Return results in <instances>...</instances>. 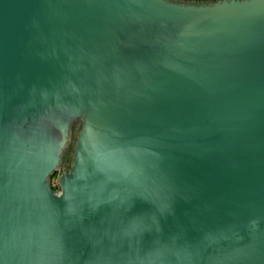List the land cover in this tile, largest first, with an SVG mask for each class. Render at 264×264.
Returning a JSON list of instances; mask_svg holds the SVG:
<instances>
[{"label":"water","instance_id":"95a60500","mask_svg":"<svg viewBox=\"0 0 264 264\" xmlns=\"http://www.w3.org/2000/svg\"><path fill=\"white\" fill-rule=\"evenodd\" d=\"M0 264H264V0H0Z\"/></svg>","mask_w":264,"mask_h":264},{"label":"flooded vegetation","instance_id":"af4514ba","mask_svg":"<svg viewBox=\"0 0 264 264\" xmlns=\"http://www.w3.org/2000/svg\"><path fill=\"white\" fill-rule=\"evenodd\" d=\"M176 1H186V2L203 3V2H211V1H215V0H176Z\"/></svg>","mask_w":264,"mask_h":264},{"label":"rangeland","instance_id":"374dc122","mask_svg":"<svg viewBox=\"0 0 264 264\" xmlns=\"http://www.w3.org/2000/svg\"><path fill=\"white\" fill-rule=\"evenodd\" d=\"M57 174H58V171H56V172L53 174L52 178H51V183H52V185H55V180H56V176H57Z\"/></svg>","mask_w":264,"mask_h":264}]
</instances>
